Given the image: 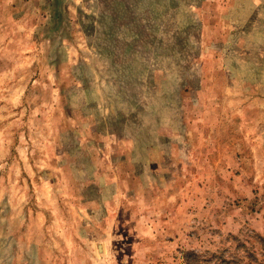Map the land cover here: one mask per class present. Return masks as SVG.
<instances>
[{"label": "rangeland", "instance_id": "rangeland-1", "mask_svg": "<svg viewBox=\"0 0 264 264\" xmlns=\"http://www.w3.org/2000/svg\"><path fill=\"white\" fill-rule=\"evenodd\" d=\"M263 62L264 0H0V264H264Z\"/></svg>", "mask_w": 264, "mask_h": 264}, {"label": "crops", "instance_id": "crops-1", "mask_svg": "<svg viewBox=\"0 0 264 264\" xmlns=\"http://www.w3.org/2000/svg\"><path fill=\"white\" fill-rule=\"evenodd\" d=\"M261 67H262V71L264 73V62L261 65ZM233 81H234V83H236L237 89H233L232 90L233 92L231 94H228V96L231 95L230 96L231 100L234 102L235 101L238 102L237 109H236V111H232L231 114H228L226 112V110H223L221 107L217 108L218 114H219L218 118H220L221 120L230 118L231 123H236L237 120H249V119H255L256 120V117L252 116V110L253 109L258 110L256 108L260 107V104L255 103V102L261 101L264 103V74H263V78H261V80L259 82L255 83L254 86L252 87V89L255 87L258 88L257 91H255L253 89L255 94H256V97H257L256 100L254 98L255 96H254L252 89H249L251 87L249 86L248 83L241 82L237 79H235ZM223 82L224 81H222V83ZM234 83H231L233 87L235 86ZM226 85H227V83H224L222 85L223 86L222 88H224L225 91L228 92V90L226 89V87L228 85L227 86ZM256 104H257V106H256ZM261 107H262V111L264 112V110H263L264 105L262 104ZM259 110H261V109H259Z\"/></svg>", "mask_w": 264, "mask_h": 264}]
</instances>
